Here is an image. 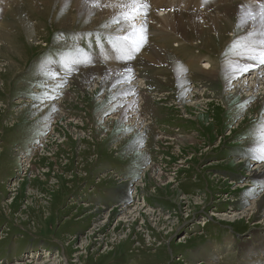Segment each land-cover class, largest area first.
<instances>
[{
	"label": "rangeland",
	"instance_id": "1",
	"mask_svg": "<svg viewBox=\"0 0 264 264\" xmlns=\"http://www.w3.org/2000/svg\"><path fill=\"white\" fill-rule=\"evenodd\" d=\"M6 1H8L5 3L7 9L0 6V140L3 139L4 148V153L0 157V230H4L5 234L8 233V239L11 238L12 240L20 237L23 231L27 233L26 235L34 236L37 239L40 237L44 240V246L51 252L47 259L41 257L32 260L22 259V263L18 264H61L56 254L64 255L70 264H185L172 262L167 248L166 250L163 248V241L175 232L179 221H175L176 226L173 232L168 233L167 228H160L157 220L152 221L154 218L147 215L146 211L134 207L140 216L133 223L117 225L118 220H120L117 219L108 222L105 226V217L99 215L101 213L91 212L92 209L86 208V204L82 202L88 188L85 186L81 188V185L87 180L88 166L92 161L90 158L92 148L85 146L82 140L87 141L89 136L95 138L98 136L103 138V136L102 134L93 135L94 129H85L83 124L79 123L89 118L90 121L94 122L93 117L97 113L95 104L91 100L92 96L80 97L83 92L80 89V80L73 84L67 97L69 100L64 104L61 103L63 112L60 111L61 114L51 120L49 140L43 146L41 153L36 156L29 168L22 166L19 170L14 169L16 158L8 151L9 146L33 141L35 136L39 134V130L36 125L31 124L34 117L30 115L14 117L13 129L5 130V126L2 125L5 120L4 108L8 107L11 114V106L13 107L11 102L13 100L4 98L1 90L4 87V90L11 95L27 94L31 85L52 73H69L64 67V62L79 55L77 49H83L91 57V62L88 64L71 65L73 71L81 73L86 80L94 77L95 74L108 73L121 64L122 67L136 69L143 73L150 86L155 89L172 88L175 83L165 82L162 84L160 79L173 78V76L187 72L196 79L209 80L216 91L221 94L222 101L220 102L212 96L202 99L204 105L200 108H192L193 112L191 113L192 118L195 119L194 117H196L197 124L204 128L205 133L208 134L202 136L190 134L189 136L192 135L193 139L198 141L194 147L190 145L187 147L176 146L174 143L160 140L162 147L160 145V148H155L154 154L157 160V164L154 166L156 174L144 173L141 176L142 178L146 176V178L142 184H139V187L144 190L147 188L146 194L164 195L165 198L176 204L177 201L174 200V196L182 198L179 194L182 193V187L187 184V181L184 179L177 180L178 184L175 190L166 175L178 176L179 170L183 171L184 174H189L190 171L187 167L183 168L180 162H178L180 169H170L169 160L172 159L170 162H175L177 158L181 157L182 163L189 164V162L203 159L206 157L210 143L220 137H229L233 133H235V139L243 136L242 138L248 141L245 146H242V151L245 153L241 150L236 153L240 155L242 161L262 162L261 164L264 166V161L260 159L261 153L258 150L261 146L259 136L264 131V100L253 102L249 97L242 98L241 95L235 93L238 90H232L230 83L228 84V80L236 75L235 72L239 71V68L247 63H250L247 64L249 66L257 64V61L247 60L239 55L243 49L241 47L234 48V42L255 40V52L252 54L259 55L262 50L264 51V44L261 43L264 41V36L261 34L264 24H261L258 19L257 22L241 23L240 6L248 7L247 5H250L244 0H182L181 5H175L170 8L171 11L163 10L159 14L155 10L148 11L147 17L140 14L132 22L127 21L119 24L113 21L122 13L112 12L100 3L98 5L93 4V6L84 5L82 0ZM262 2L264 0H256L252 3L254 6L257 5L254 8L253 5L250 7L258 9L257 6H260ZM0 3H3V0H0ZM76 4L80 6L77 7ZM196 5H199L204 13L200 12L201 10L194 12L196 8H199ZM224 9L225 11H223ZM192 16H196V20H194L195 18L192 19ZM190 21H200V23L194 25ZM142 22L144 25L141 24ZM132 23L135 24L136 28L138 26L146 27L145 31L149 36L145 38L146 40L140 50L136 54L133 53L131 59H121L120 53L112 46L110 40L121 38L120 43L127 45H131L135 41L139 42L141 33L137 32L136 37L130 35ZM259 35L262 38H259ZM125 36H130V39L124 41L122 38ZM195 45L198 47L196 48ZM157 56L162 58L156 59ZM202 60L207 61L210 65L206 71L201 68ZM205 67L207 68L208 65ZM262 76L258 75L257 78ZM226 92L229 95L226 96L227 100L224 102L223 96ZM211 100L214 102L211 103ZM188 103L186 104L188 105ZM178 104L179 102H177ZM173 108L182 109L181 106ZM19 109L21 110L23 107ZM247 109L250 110L243 117ZM162 114L163 110L159 108L158 115ZM239 116L243 120L240 124L235 125L227 122L235 121L239 119ZM156 118L155 121L158 120ZM154 120L149 119V122H152L151 126L155 129ZM188 122L191 126L192 121ZM120 125H125L127 128L130 126L129 123H121ZM192 126L195 127V123ZM129 132L132 133L133 131L129 130ZM125 134L128 133L125 132ZM181 139H184V136ZM235 147L236 145L232 143L229 145L230 150L236 151ZM96 152L93 150V153ZM232 153L231 151L225 155H232ZM66 159L69 160L70 170L66 168ZM117 159H120V156ZM24 160L26 159L24 158ZM210 163L214 164V158L210 160ZM226 166L239 170L233 165L226 164ZM16 176L19 177L18 181L7 186L8 182ZM141 177L137 181H141ZM252 179H254L252 184L247 183L250 187L244 190H236L238 201L232 210L243 213L247 208H250L251 200L258 201L264 197V172L261 175L253 176ZM29 183L32 185H28ZM87 185L94 184L87 182ZM140 188L139 190H141ZM99 195L103 197L104 192H100ZM228 203L225 198L221 200L217 213L231 217L233 212H227V209L224 212ZM188 204H184L182 210L185 217L191 211L202 208L201 205L193 208L192 205L189 206ZM256 209V212L254 210L248 216V220L234 223L221 221L217 216V220L211 222L212 226L210 224L207 228L205 227L206 235L203 234L200 236L201 238L192 239L188 245L171 243L170 248L173 255L194 247L193 251L197 248H204L207 243L214 242L217 250H204L201 260L203 264H264V225H259L264 221V200L257 205ZM55 214L63 215V220H73L74 223H65L58 226L57 231H55L53 224L55 219L52 218ZM165 218L173 221L171 216H165ZM197 221H202V219H197ZM220 223L227 226L233 234H228L227 230L220 231L222 228L216 227ZM213 229L217 232L220 231L218 237H213V240L217 242L207 241V239L210 240L208 234L213 236V232L216 233ZM92 231H95L93 235L91 234ZM110 233L112 234L110 235ZM120 233L123 235L122 239L119 243H115L112 236H118ZM97 234H101L99 239H102L104 244L102 247L98 243L94 244ZM24 236L19 241H22ZM91 237H93L94 242H89V247L84 246L82 248L83 242H87ZM136 239H139V243L143 247L137 252L131 250ZM144 242L150 243L152 246L148 247ZM25 243L28 242L25 241ZM3 244H5L4 247L8 246V242L0 243V245ZM0 255L3 256V252H0ZM189 256H186L187 259L192 260V256Z\"/></svg>",
	"mask_w": 264,
	"mask_h": 264
},
{
	"label": "bare ground",
	"instance_id": "2",
	"mask_svg": "<svg viewBox=\"0 0 264 264\" xmlns=\"http://www.w3.org/2000/svg\"><path fill=\"white\" fill-rule=\"evenodd\" d=\"M75 1V0H74ZM177 1H179L178 2V4H176L177 3ZM143 0V2L144 3H146L147 4V8L143 11V12H141V13H139L138 15H140V14H143L145 17H147V15H148V11L150 12L151 10H158L159 12H161V10H169V11H171L170 10V8H172V7H174L175 5H181V3H182V0ZM242 1V0H241ZM256 0H244V2H246L247 4H250V5H253V3L252 2H255ZM6 2H8V1H4L3 0V3H0V6H4L5 8H6ZM77 2H79V1H77ZM129 2V0H97V1H92V0H82V3L84 4V5H93V4H97L98 5V3H100V5H105V7L106 8H108L109 10H112V12L113 11H115V12H120V13H123V12H125V11H128L129 9H126V8H124V7H122V5H124V4H127ZM15 3V2H14ZM220 3V2H219ZM252 3V4H251ZM192 4V3H191ZM255 4V3H254ZM77 5V4H76ZM79 5V4H78ZM78 5H77V7H78ZM250 5H247V6H250ZM257 5V4H256ZM255 5V6H256ZM259 5V4H258ZM80 6V5H79ZM94 6V5H93ZM197 7H199V5H196ZM204 6V5H203ZM254 5H253V8L255 7ZM76 7V8H77ZM101 7V6H100ZM180 7V6H179ZM258 8H259V6H257ZM176 8V7H175ZM181 8V7H180ZM183 8V7H182ZM7 9V8H6ZM92 9V8H91ZM209 9V8H208ZM194 10V9H193ZM199 10V8L198 9H196V11H198ZM232 10V9H231ZM90 11V10H89ZM223 11H225V9L223 10ZM226 11H227V9H226ZM82 12V11H81ZM104 12V11H103ZM206 12V11H205ZM210 12V11H209ZM2 13V12H1ZM83 13H84V11H83ZM88 13V12H87ZM179 13V12H178ZM204 13V12H203ZM217 13V12H216ZM224 13V12H223ZM151 14V13H150ZM149 14V15H150ZM211 14H212V12H211ZM86 15V14H85ZM92 15V14H91ZM99 15V14H98ZM103 15H105V14H103ZM108 15V14H107ZM106 15V16H107ZM117 15V14H116ZM161 15V14H160ZM159 15V16H160ZM172 15V14H171ZM177 15H179V14H177ZM215 15H217V14H215ZM215 15H213L215 18H216V16ZM221 15V14H220ZM79 16V15H78ZM173 16V15H172ZM189 16V15H188ZM99 17V16H98ZM101 17V16H100ZM174 17V16H173ZM180 17V16H179ZM196 16H192V19L193 18H195ZM218 17H221V16H218ZM107 18V17H106ZM181 18V17H180ZM209 18V17H208ZM222 18V17H221ZM223 18H224V16H223ZM163 19V18H162ZM169 19V18H168ZM172 19V18H171ZM182 19V18H181ZM191 20V19H190ZM194 20H196V18L194 19ZM224 20H226V19H224ZM97 21H99V20H97ZM160 21V20H159ZM182 21H184V20H182ZM132 22V21H131ZM146 22V21H145ZM163 22H165V21H163ZM192 24H194V25H199V23H200V21L199 22H197V21H190ZM257 22V21H256ZM176 23V22H175ZM206 23V22H205ZM217 23V22H216ZM143 25H144V22L142 23ZM162 24V23H161ZM172 24V23H171ZM190 24V23H189ZM163 25V24H162ZM162 25H161V28H162ZM180 25V24H179ZM184 25H185V23H184ZM208 25V24H207ZM217 25V24H216ZM219 25V24H218ZM129 27V26H128ZM165 27V26H164ZM210 27H212V26H210ZM140 27L138 26V28L137 29H139ZM146 28V27H145ZM166 28H167V26H166ZM194 28V27H193ZM196 28V27H195ZM217 28H218V26H217ZM262 28H264V27H262ZM126 29V28H125ZM173 29V28H172ZM224 29V28H223ZM90 30V29H89ZM128 30V29H127ZM151 30V29H150ZM264 30V29H263ZM262 30V32H264ZM129 31V30H128ZM130 31H131V29H130ZM156 31V30H155ZM178 31V30H177ZM201 31V30H200ZM151 32V31H150ZM121 33V32H120ZM260 33H261V31H260ZM119 34V33H118ZM126 35V34H125ZM140 35V34H139ZM141 35H143L145 38L146 37H148L149 36V34L147 33V31H144V33H142ZM140 35V36H141ZM135 36V35H134ZM138 36V35H137ZM246 36V35H245ZM250 36V35H249ZM253 36V35H252ZM264 36V35H263ZM136 37V36H135ZM184 38V37H183ZM236 38V37H235ZM250 38V37H249ZM259 38H262L261 37V35H259ZM252 39V38H251ZM251 39H249V40H251ZM253 39H255V38H253ZM146 40V39H145ZM245 41V40H244ZM253 41V40H252ZM255 41V40H254ZM136 42V41H135ZM256 42V41H255ZM137 43H138V41H137ZM197 45V44H196ZM258 46V45H257ZM263 46V45H262ZM159 47V46H158ZM155 48V47H154ZM209 49V48H208ZM154 50H156V49H154ZM185 50V49H184ZM263 51V50H262ZM160 52H162V51H160ZM259 52V51H258ZM184 53V52H183ZM135 54H136V52H135ZM159 54V53H158ZM166 55V54H165ZM133 57V56H132ZM159 57L157 56V58L156 59H158ZM160 58H162V57H160ZM159 58V59H160ZM142 59V58H141ZM145 60V59H144ZM154 60V59H153ZM248 60V59H247ZM129 61V60H128ZM147 62H149V61H147ZM152 62V61H151ZM168 62H169V59H168ZM243 62H244V60H243ZM247 62V61H246ZM129 63H130V61H129ZM153 63V62H152ZM171 63H172V61H171ZM255 63V62H254ZM121 64V63H120ZM148 64H150V63H148ZM166 65L168 64L167 62L165 63ZM164 64V65H165ZM235 64V63H234ZM247 64H250V63H247ZM247 64H245V65H247ZM256 64V63H255ZM125 65V64H124ZM131 65V64H130ZM152 65V64H151ZM153 65H154V63H153ZM152 65V66H153ZM215 65V64H214ZM239 65V64H238ZM244 65V66H245ZM117 66H118V64H117ZM121 66H122V64H121ZM240 66V65H239ZM109 67V66H108ZM133 67V66H132ZM209 67V66H208ZM14 68V67H13ZM237 68H239V67H237ZM97 69V68H96ZM112 69V68H111ZM115 69V68H114ZM91 70V69H90ZM95 70V69H94ZM204 71H206V70H208V68H205V69H203ZM211 70V69H210ZM236 70V69H235ZM100 71V70H99ZM93 72V71H92ZM229 72V71H228ZM231 72V71H230ZM233 72V71H232ZM96 73V72H95ZM101 73V72H100ZM208 73V72H207ZM236 73V75L233 77V78H231L230 80H228L229 82H228V84L230 83V85H231V87H232V90L234 89V91L236 90H238V92H235V93H238L239 95H241L242 96V98H244V97H249L250 98V100H253V102L255 101V100H257L258 102L261 100V102L264 100V76H262V75H264V64H259L258 62H257V64L256 65H253V66H251L250 68H249V71H247V72H240V71H236L235 72ZM234 73V74H235ZM96 75V74H95ZM94 75V76H95ZM210 75V74H209ZM258 75L259 76H262L261 78H257L258 77ZM213 77V76H212ZM86 78V77H85ZM88 79V78H87ZM201 82H203L202 84H201V90L200 91H194V90H190L189 92H188V95H187V97L186 98H189V99H186L187 101H186V103L187 102H191V101H196L197 102V104H195V103H193V104H191V106L192 107H194V106H196V105H198V107L200 108L202 105H204V101L202 100V99H207V98H209V97H214L215 99H218L220 102L222 101V99H220V98H222V96H221V94L220 93H218L217 91H216V89L214 88V86L211 84V82H209V80H200V83ZM80 83H81V81H80ZM223 85H225V84H223ZM175 86V85H174ZM79 87V86H78ZM153 87V86H152ZM231 90V91H232ZM259 91V92H258ZM215 92H217V94L215 95ZM228 92V91H227ZM225 93L224 94V102L227 100V98H226V96L227 95H229V93ZM194 93V95H195V98L194 99H191V95ZM235 95V94H234ZM255 95V96H254ZM261 96H263V97H261ZM231 97V96H230ZM213 98V99H214ZM232 99V98H231ZM69 100V99H68ZM132 102H134V109L132 110V113L131 114H128V115H126L121 109H118V111H117V114L115 115V118H111L110 120H109V122L110 123H117V121H118V123L119 124H121V123H129L130 124V126H129V129L128 130H131V132L133 131V132H135L136 133V139L139 141V142H141V144H143V147L141 148L142 150H143V152H146V147H147V144H146V140H147V136H148V133L150 132V133H154V132H156L157 130L156 129H154L152 126H151V124H152V122H149V119H151V121H153L155 118H156V116L154 115V113H153V115L151 114V112L150 113H148V114H145L144 115V113L143 112H145V107H152V108H156V109H158L159 107H164L166 110H168V109H173V107H177V106H181L182 107V105L183 104H186V103H184V101H181V102H179V104L177 105V100H175V98H171V97H169L168 95H162V96H159V98H153V99H149V98H147V97H144V96H142L141 95V97H138L137 99H133L132 98ZM252 102V101H251ZM257 102V103H258ZM260 102V103H261ZM158 103H159V105H158ZM187 105V104H186ZM63 109V108H62ZM183 109V108H182ZM181 109V110H182ZM133 111H135V112H133ZM137 112H142V114H139V113H137ZM61 114V113H60ZM59 115V114H58ZM149 116V117H148ZM158 116V115H157ZM127 118V120L125 119V118ZM108 124V123H107ZM154 124H157V121H155L154 120ZM110 125V124H109ZM142 132V133H141ZM141 133V134H140ZM124 135V134H123ZM190 135V134H189ZM173 143H174V145H178V146H183V147H187V146H192V147H194L195 145H197L198 144V141H196V140H194L193 139V136L191 135V136H188V138H184V139H177V140H174L173 141ZM177 143V144H176ZM233 155H235L234 157H236V159L240 162V163H244V162H246V161H242V159H241V157H240V155H238L237 153H232ZM259 154V153H258ZM24 159V158H23ZM26 159V158H25ZM159 164V163H158ZM253 164V163H252ZM29 165V164H28ZM154 166H155V164H153V165H150L149 167H147V171H145V173L147 174H150V175H155L156 174V172L154 171ZM258 169H255V171H257ZM31 171V170H30ZM254 172V171H253ZM142 178V177H141ZM145 178H146V176H144V178H142V180L141 181H134L133 183H132V185H131V187L132 188H134V189H136L137 191H139V192H143V190H139V184H142L144 181L143 180H145ZM175 178H176V176H175ZM168 179V178H167ZM166 181H168V180H166ZM159 182V181H158ZM129 183H131V182H129ZM164 183V182H163ZM162 183V184H163ZM122 183H119V185H121ZM119 185H115V186H113V187H115V190H117L118 192L117 193H115V194H119V193H121L122 191L121 190H124V187H119ZM143 193H145V192H143ZM74 197V196H73ZM79 197V196H78ZM106 197V196H105ZM247 198V197H246ZM257 198V197H256ZM259 198V197H258ZM74 200V199H73ZM97 200H98V202H100V204H104V202H103V200H102V197L99 195L98 196V198H97ZM174 200L175 201H177V203L179 204V206L181 207V209H183V206H184V204H186V203H189L188 205L189 206H191L192 205V207L194 208V207H196V206H199V205H201L200 204V202H199V200L198 199H192V198H190V199H180V197H178V196H174ZM264 200V197L263 198H261V200H251L252 201V203H251V206H250V208H247V210L246 211H244L243 213H239V214H237V215H235L234 213H233V215L231 216V217H226V216H224V215H220L219 214V220H221V221H226V222H230V223H234V222H238V221H242V220H248V216L251 214V212L252 211H254L255 210V212L257 211V209H256V207H257V205H259L260 203H261V201H263ZM78 201V200H77ZM76 201V202H77ZM185 201H186V203H185ZM225 202V201H224ZM226 202H228V201H226ZM228 206H230L231 204L230 203H228L227 204ZM186 207V206H185ZM100 210H102L101 209V207L99 208ZM263 209V208H262ZM187 210V209H186ZM224 212H226V208H224ZM191 214V213H190ZM130 215V216H129ZM147 215H149L150 217H153L154 219L152 220V221H154L155 219L157 220L156 222H157V224H159V226H160V228H163V227H165V228H167V232L168 233H172L173 232V230L175 229V226H176V223H175V221L173 220L172 222L169 220V218H165V217H157V215H155V214H149V213H147ZM128 216H129V218L128 217H124V216H122V217H120V220H118V223H117V225H119L120 223H124V225H129V224H131V223H133L134 222V220L137 218V217H139L140 215H139V213L137 212V209H134V211H132V212H130L129 214H128ZM96 217V216H95ZM227 218V219H225V218ZM101 218V217H100ZM130 219V220H128V219ZM251 218V217H250ZM264 219V218H263ZM137 220V219H136ZM262 221V220H261ZM106 224H108V219H106V223H105V226H106ZM154 224V223H153ZM204 224V222H202V223H200V225L202 226ZM259 225H264V221H262V223L261 224H259ZM158 226V225H157ZM100 228H102V226H100ZM157 230V229H156ZM256 230V229H255ZM161 231V230H160ZM165 231V230H164ZM263 231V230H262ZM94 232L95 231H92L91 232V234L93 235L94 234ZM99 233V232H98ZM112 233H110V235H111ZM124 234H126V233H124ZM131 234V233H130ZM91 235V236H92ZM252 235V234H251ZM122 234L120 233L118 236H112V239H114L115 241V243L117 242V243H119L120 241H121V239H122ZM99 237H101V234H97V236L95 237V242H94V240L92 239L93 237H91V239L90 240H88L87 242H83V244H82V248L84 247V246H86V247H89L90 245L88 244L89 242H94V244L95 243H98V245H100V247H102L104 244H103V242H102V239H99ZM258 237V236H257ZM264 237V236H263ZM231 238H233V237H231ZM253 239V238H252ZM232 240H234V239H232ZM257 241V240H256ZM264 241V240H263ZM111 242V241H110ZM113 242V243H114ZM258 242V241H257ZM256 242V243H257ZM211 243V244H210ZM210 243H208V249H211V248H215L216 247V245L214 244V242H210ZM263 243V242H262ZM226 244V243H225ZM241 244V243H240ZM245 245V244H244ZM235 246V245H234ZM249 247V246H248ZM82 248H79V249H82ZM220 249V248H219ZM229 249V248H228ZM245 249V248H244ZM251 249V248H250ZM257 249V248H256ZM257 250H259V249H257ZM250 251V250H249ZM262 251V250H261ZM113 252V251H112ZM243 252V251H242ZM251 252V251H250ZM249 252V253H250ZM254 252V251H253ZM246 253V252H245ZM84 254H86V253H84ZM261 254V253H260ZM60 255V254H59ZM214 255V254H213ZM217 256V255H216ZM79 257V256H78ZM23 259H25V258H23ZM79 259V258H78ZM216 259V258H215ZM205 261H206V258H205ZM77 263V262H76ZM79 263V262H78ZM206 263V262H205ZM38 264H42V263H38ZM45 264V263H44ZM84 264V263H83ZM123 264V263H122ZM259 264V263H258Z\"/></svg>",
	"mask_w": 264,
	"mask_h": 264
},
{
	"label": "snow or ice",
	"instance_id": "3",
	"mask_svg": "<svg viewBox=\"0 0 264 264\" xmlns=\"http://www.w3.org/2000/svg\"><path fill=\"white\" fill-rule=\"evenodd\" d=\"M122 7L129 9L125 11L116 18L113 22L114 23H121L127 21H134L136 16L143 12L148 6L143 0H129L127 4L122 5ZM241 23L247 24L248 22L252 21L255 22L257 19L261 24H264V2H262L258 9H253L250 6L246 7L245 5H241ZM239 26V24H238ZM145 28L141 26L139 29L136 28L135 24L132 23L131 25V32L130 35H136L137 32L144 33ZM264 35V32L261 33ZM250 35H253L250 33ZM121 38H116L115 40H110L112 46L116 49L117 52L120 53L121 59H131L134 52H138L140 47H142L143 43L145 42V37L143 35L140 36L139 42H133L131 45L121 44ZM124 41H128L130 36H125L122 38ZM255 41H237L234 42L233 47H241L243 51L239 53V55L243 56L246 59H250L253 61H257L259 64H264V51H261L259 55L252 54L255 52ZM264 44V41H261ZM80 53L79 55L73 57L70 61L64 62V67L67 71L71 72L74 69L71 65L79 64L84 65L91 62V57L83 50L77 49ZM46 67V66H45ZM251 66L245 65L239 68L240 72H247ZM53 78H55V73L51 74ZM261 146L259 147V152L261 153L260 159L264 161V131L261 132L259 136Z\"/></svg>",
	"mask_w": 264,
	"mask_h": 264
},
{
	"label": "crops",
	"instance_id": "4",
	"mask_svg": "<svg viewBox=\"0 0 264 264\" xmlns=\"http://www.w3.org/2000/svg\"><path fill=\"white\" fill-rule=\"evenodd\" d=\"M145 111H147L148 113L151 112V114L153 115H156V120L160 123V121H168V120H172V115L169 111L167 110H163V114L162 115H158V110L155 108H152V107H145ZM158 115V116H157ZM176 123H178L176 121ZM182 129H185L187 130L188 127L186 125H182L181 126ZM154 138H155V135H154ZM101 161L102 163H106V164H109L110 166L116 168L118 171H121L123 173L125 172H129V171H133V169L135 168L136 164L133 161H122L121 159H112L110 156H108L105 152H101ZM218 169H221L220 167L216 168V170ZM226 170L230 171L232 173V170L229 169V168H226ZM112 189H114L113 187H106L105 188V191H104V196H103V199L104 201L110 203V204H113L115 203V201L117 200L115 198V195H114V192L112 191ZM186 189L187 190H190V187L189 185L186 186ZM106 196V197H105Z\"/></svg>",
	"mask_w": 264,
	"mask_h": 264
},
{
	"label": "built area",
	"instance_id": "5",
	"mask_svg": "<svg viewBox=\"0 0 264 264\" xmlns=\"http://www.w3.org/2000/svg\"><path fill=\"white\" fill-rule=\"evenodd\" d=\"M198 107V105H196V106H194L193 108H197ZM90 134V133H89ZM89 138H90V136L87 138V140H89ZM82 141H85V140H82ZM91 158V157H90ZM91 160H92V158H91ZM92 162V161H91ZM145 171H147V170H145ZM113 178H115L116 179V177L115 176H113ZM223 180H225V181H227L228 179L226 178V177H224V178H222ZM211 180H216L217 181V175H213V176H211ZM156 186V185H155ZM174 187V189L176 190V186H173ZM132 192H136L135 194H137V190L136 189H134V188H132ZM135 194H134V196H135ZM180 196H181V194H179ZM182 197V199H190V198H194V199H198L199 200V202L201 203V206L203 205V203H204V197L202 196V195H197V196H193V197H190V198H188V197H183V196H181ZM133 199H135V197H133ZM177 204V203H176ZM134 207H138V208H142V210H144V211H146L147 213H149V214H155V215H157L158 217H162V216H171V217H173L172 219L174 220V221H179V217H181L182 219H188L189 217H190V213H192V211L190 212V213H188L189 215H187V217H185V215L183 214V209H181V207L177 204V210H176V212L174 211V210H168V209H164V208H151V207H147L145 204H144V202H142V201H136V200H134V203L133 204H131L130 205V210L127 212V217H128V214L130 213V212H132V211H134V209H136V208H134ZM169 213V214H168ZM173 216H172V215ZM105 216V220L106 219H108L109 220V218H110V216H109V212H107L106 213V215H104ZM122 216H125V215H121L120 214V217H122ZM120 217L118 218V219H120ZM116 221V220H115ZM177 230V229H176ZM175 230V231H176ZM148 245L150 244V243H147Z\"/></svg>",
	"mask_w": 264,
	"mask_h": 264
}]
</instances>
